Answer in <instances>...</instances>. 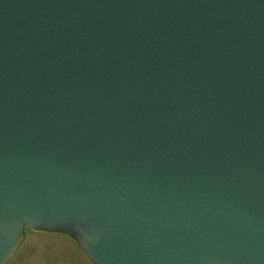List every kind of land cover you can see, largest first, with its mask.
I'll return each mask as SVG.
<instances>
[{"label":"water","instance_id":"obj_1","mask_svg":"<svg viewBox=\"0 0 264 264\" xmlns=\"http://www.w3.org/2000/svg\"><path fill=\"white\" fill-rule=\"evenodd\" d=\"M28 232L264 264V0H0V264Z\"/></svg>","mask_w":264,"mask_h":264},{"label":"rangeland","instance_id":"obj_2","mask_svg":"<svg viewBox=\"0 0 264 264\" xmlns=\"http://www.w3.org/2000/svg\"><path fill=\"white\" fill-rule=\"evenodd\" d=\"M11 264H91L75 243L62 235L28 232Z\"/></svg>","mask_w":264,"mask_h":264}]
</instances>
